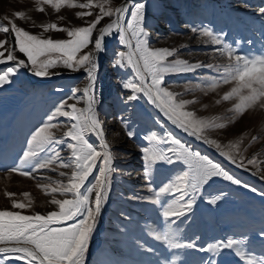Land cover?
Masks as SVG:
<instances>
[{
    "label": "rangeland",
    "instance_id": "1",
    "mask_svg": "<svg viewBox=\"0 0 264 264\" xmlns=\"http://www.w3.org/2000/svg\"><path fill=\"white\" fill-rule=\"evenodd\" d=\"M75 2L79 4L85 0ZM122 2L123 0H111L110 6L115 8ZM135 2L146 5L145 24L150 46L175 47L179 49L178 56L190 63L198 61L204 65H214L212 68L200 67L193 72L168 75L165 77V84L182 92L183 99L191 100L195 97L196 102L188 105V108L195 110L198 116H218V122L227 121L233 115L227 111L231 102L221 101L217 104L215 101L230 86L221 84L217 90L207 91L210 79L224 75V68L215 65L224 64L225 59L216 55L214 50L226 44L241 55H264V16L258 13V9L264 7V0H133ZM43 7L44 12L37 11L35 0H0V21L7 24L2 18L8 15L25 30L33 34L43 33L42 38L67 39L66 33L53 30L44 32L40 25L55 22L62 27L82 26L86 20L94 19L95 13L99 11L96 8L65 6L57 12L50 5ZM16 11L25 12V18L15 17ZM79 11H92L94 14L77 18L75 13ZM125 18H130V13H126ZM108 22L110 18L104 17L98 27ZM193 28L198 31L193 32ZM202 28L211 29L223 43L213 44L201 37L199 30ZM94 35H98V29ZM4 38L5 35L0 33V39ZM106 39L107 37L105 41ZM91 47L90 45L86 50H91ZM121 50H125L124 46L119 43V34L114 32L109 35L105 51L99 54V60L101 57L103 59L99 63L100 74L97 73L96 89L100 91L99 85H103L105 91L104 97H99L96 93L98 103L95 107L103 124L106 140L112 147L114 171L108 198L102 202L100 216L88 241L84 264H171L172 261L174 264H208L209 261L213 264H244L230 250L218 253L199 250L229 236L246 237L244 250L257 257L264 255V239L259 236L264 229V180L253 174L257 166L264 172V110H248L237 116L235 122L228 123L226 128H215L209 132L212 138L224 144L241 140V151L245 158L255 155L260 162L255 166L238 167L227 161L215 148L173 125L143 93H138L137 99L128 101L126 97L131 93L124 90L121 83L129 78L135 79V76L130 67L114 65L115 54ZM55 55L59 54H53ZM20 58L26 59L22 54ZM7 66H11V63L0 65V73ZM49 71L60 74L39 77L27 69H20L9 83L0 86V209L12 210L11 199L5 195L6 191L16 193L14 198L17 200L26 203L28 200L32 201V208L17 209L26 215L33 212L45 214L55 210V206L50 203L53 195L57 199L65 198L59 193H51L50 188L46 192L37 185L55 187L58 180L66 182V177H61L59 172H70L69 169L40 170L33 174L35 179L9 172V169L19 163V157L28 147V139L35 129L47 120L62 100L73 95L72 89H82L87 83V75L83 70L74 72L60 64ZM185 83H199L203 90L185 92L182 88ZM75 95L81 100L78 107H84L83 92ZM52 123L68 126L71 121L58 116ZM64 130L66 127H62L56 133L57 136H62ZM128 131L134 135L129 137ZM152 131L161 136L171 133L192 150L220 163L242 182L236 185L222 178H214L205 186L201 195L196 197V203L190 212L171 224L179 241L195 242V249H169L154 239L155 233L166 230L168 226L160 215L161 206L142 199L151 195L145 186L141 149L149 146L144 137ZM252 136H257L258 140L252 142ZM87 138L99 147L100 141L95 134L89 133ZM166 146L171 145H161ZM56 150L67 160L70 153L65 142L52 145L41 156L46 157ZM27 170L30 171L31 166ZM183 170L184 166L179 163L157 164L151 170L153 186L158 188ZM90 180L94 182V176ZM244 184L257 191L252 192ZM24 192L30 194L27 199L22 196ZM209 195H220L221 199L216 204H209L206 200ZM162 199L167 203L173 198L169 196ZM67 223L71 221L53 226H66ZM89 249L92 250L91 256L88 255ZM0 264H5L3 259H0ZM8 264L23 262L11 259Z\"/></svg>",
    "mask_w": 264,
    "mask_h": 264
},
{
    "label": "snow or ice",
    "instance_id": "2",
    "mask_svg": "<svg viewBox=\"0 0 264 264\" xmlns=\"http://www.w3.org/2000/svg\"><path fill=\"white\" fill-rule=\"evenodd\" d=\"M39 12H44L43 5H50L57 12L62 7L81 9H99L95 18L85 21L82 26L62 27L57 23H44L40 27L44 32L49 30L67 34V39L42 38L43 33L33 34L20 27L8 15L0 21V33L5 35L0 39V65H7L0 73V86L10 82L20 69H27L34 75L45 77L59 75V72L49 71L58 65L71 71H80L87 75V83L81 88L72 89L73 95L62 100L52 111L47 120L31 134L28 139V147L19 157V163L9 169L11 173H18L24 177L34 178V173L40 170L57 168L69 169L70 172L61 171L59 175L66 177L64 180L51 185H37L47 192L59 193L65 198L57 199L53 195L50 203L55 210L45 214L33 212L31 215L22 214L26 208H32V201L24 202L14 197L16 193L5 192L11 199V208L0 209V259L5 264L15 259L23 264H84L83 257L88 248V241L100 216L103 201L108 198L111 187V175L114 171V154L111 145L105 137V131L99 113L96 110V80L99 69V54L105 51V38L114 32L119 34V43L125 50L115 54L114 65L130 67L135 79L129 78L121 83V87L130 92L127 100L137 99L138 93H143L165 117L177 128L197 140L215 148L227 161L238 167L245 168L248 165H258L255 155L246 159L241 151V140L228 141L226 144L209 135L211 129H224L228 123L235 122L237 116L243 115L248 110H264V55L249 57L238 54L228 45L216 48L214 53L225 59V63L215 65L224 68V75L210 79L207 91L217 90L221 84L229 85L221 101L231 102L227 110L233 115L225 122L220 123V117L198 116L195 110H189L188 105L196 102L195 97L191 100L181 98L182 92L173 90L165 84V77L172 74L193 72L200 67H214L213 64L204 65L200 62L190 63L187 59L178 56V48L152 47L149 44V32L146 30V5L133 0L123 2L111 7V0H85L77 4L75 0H35ZM130 13V18L125 14ZM258 13L264 16V7L258 9ZM92 11H79L77 18L92 16ZM14 16L25 18V12L16 11ZM104 17H109L110 22L98 27ZM98 29V35H94ZM197 32L196 28L192 29ZM199 35L213 44L221 45L223 41L211 29L202 28ZM14 37V40H13ZM91 47V50H86ZM185 47V45H181ZM20 54L24 58H20ZM53 54H59L53 56ZM174 59H170L173 58ZM183 90L202 89L201 84L185 83ZM83 92L84 107H78L81 100L76 93ZM75 101V102H70ZM62 116L71 121L70 125L62 126L52 121ZM62 127L66 130L62 136L57 132ZM95 134L100 145L97 147L91 143L87 136ZM127 135L132 137L133 132ZM148 141L147 147L141 149L144 162V180L146 188L151 195L142 199L161 206L160 215L163 217L166 230L154 234V239L169 249L191 248L197 246L195 242L181 243L171 224L185 217L196 203V197L201 195L202 190L214 178H222L233 184L240 185L242 182L230 174L220 163L213 161L207 155L192 150L182 143L171 133L164 136L152 131L144 137ZM257 136H252L251 141H257ZM66 143L69 151L67 160L63 159L61 152L56 150L50 155L42 157L52 145ZM161 145H171L161 147ZM246 150V149H245ZM182 164L184 170L174 179L163 183L161 186H153L151 170L157 164ZM55 165V168L53 167ZM31 166V170L27 168ZM251 171V169H248ZM254 175H259L264 180V172L256 167ZM94 176V182L90 177ZM252 192L257 189L244 184ZM28 192L22 193L27 199ZM264 195V193H262ZM171 196L173 199L164 203L162 198ZM138 198V197H133ZM221 199L220 195H209L206 200L209 204H216ZM82 217V218H81ZM67 223L66 226L55 227L53 225ZM264 239V229L259 233ZM247 238L229 236L225 239L209 243L200 251L218 253L221 250L232 251L244 264H264V255L257 257L244 250V242ZM174 264V261L171 262ZM208 264H213L209 261Z\"/></svg>",
    "mask_w": 264,
    "mask_h": 264
},
{
    "label": "bare ground",
    "instance_id": "3",
    "mask_svg": "<svg viewBox=\"0 0 264 264\" xmlns=\"http://www.w3.org/2000/svg\"><path fill=\"white\" fill-rule=\"evenodd\" d=\"M120 5V4H119ZM108 38H109V36H107V39H106V41L104 42V44L106 45V43H107V41H108ZM103 59V57H101L100 58V60H99V63H101L100 61ZM97 73H99L100 74V72L99 71H97ZM105 78V77H104ZM105 84V83H104ZM103 85H99V87H101L102 89H103V92L105 91V89L102 87ZM99 89H96V93H98L99 94ZM99 97H101L100 95H99Z\"/></svg>",
    "mask_w": 264,
    "mask_h": 264
},
{
    "label": "built area",
    "instance_id": "4",
    "mask_svg": "<svg viewBox=\"0 0 264 264\" xmlns=\"http://www.w3.org/2000/svg\"><path fill=\"white\" fill-rule=\"evenodd\" d=\"M99 95H100L101 97H104V92H103V89H102L101 87H100Z\"/></svg>",
    "mask_w": 264,
    "mask_h": 264
},
{
    "label": "water",
    "instance_id": "5",
    "mask_svg": "<svg viewBox=\"0 0 264 264\" xmlns=\"http://www.w3.org/2000/svg\"><path fill=\"white\" fill-rule=\"evenodd\" d=\"M91 253H92V250L89 249V253H88V255L91 256V255H90Z\"/></svg>",
    "mask_w": 264,
    "mask_h": 264
}]
</instances>
